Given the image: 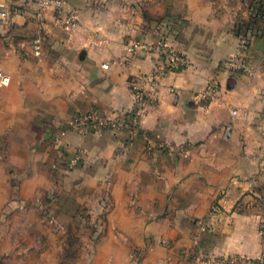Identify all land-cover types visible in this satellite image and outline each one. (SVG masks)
<instances>
[{
  "label": "crops",
  "instance_id": "1",
  "mask_svg": "<svg viewBox=\"0 0 264 264\" xmlns=\"http://www.w3.org/2000/svg\"><path fill=\"white\" fill-rule=\"evenodd\" d=\"M60 1L58 9L42 0H0L15 12L13 24L0 23V70L10 77L0 87V144L30 155L15 173L32 179L34 133L49 143L72 115L91 109L126 118L135 88L147 87L145 77L160 62L146 46L163 42L188 65L154 78L157 101L142 109L137 128L69 131L66 148L78 153L92 181H109L116 210L134 212L119 226L168 235L169 247L148 248L144 263L182 264L183 244L207 257L195 264H214L211 256L256 257L258 210L250 197L264 196V0ZM239 28L253 31L246 52L252 75L221 67L236 52ZM212 80L218 86L210 99ZM8 178L0 155V206ZM194 178L206 183L195 188ZM133 194L169 195L168 204L124 207ZM220 194L231 213L196 236L193 197ZM139 211L168 216L146 223Z\"/></svg>",
  "mask_w": 264,
  "mask_h": 264
},
{
  "label": "rangeland",
  "instance_id": "2",
  "mask_svg": "<svg viewBox=\"0 0 264 264\" xmlns=\"http://www.w3.org/2000/svg\"><path fill=\"white\" fill-rule=\"evenodd\" d=\"M90 111H95L101 119L110 117L95 109ZM80 114L72 115L58 131L52 132L49 143L36 139L34 133V147L31 149L34 173L32 179L26 181L23 179L25 173H15L13 166L19 169L30 155L25 156L24 148H9L4 139L1 140V161L10 178L1 181V188L8 190V196L0 206V264H146L144 257L148 248L169 247L168 235L156 234L160 229L138 230L119 226L121 219L132 220L134 212L116 210V199L109 181H92L81 157L66 148L67 142H64L69 131L94 132L105 128L128 131L127 127L103 122L95 125L81 123L82 126L76 123ZM225 136L228 138L227 133ZM204 183L205 180L196 178L192 182L195 188ZM221 198H224L221 194L193 197L192 220L196 236L214 230L212 219L223 220L227 217L220 216L231 213L220 206ZM237 198L233 201L235 206L242 197ZM254 198L250 197L257 206L258 229L264 219V196ZM168 199L169 195L139 197L133 194L126 197V204L121 202L124 207L138 202L139 207L145 204L158 207L163 203L167 206ZM135 213L146 223L168 216L166 211ZM187 248L184 244L180 246L182 264L207 259ZM225 258L211 256L210 260L216 262Z\"/></svg>",
  "mask_w": 264,
  "mask_h": 264
},
{
  "label": "built area",
  "instance_id": "3",
  "mask_svg": "<svg viewBox=\"0 0 264 264\" xmlns=\"http://www.w3.org/2000/svg\"><path fill=\"white\" fill-rule=\"evenodd\" d=\"M45 4H52L58 9L61 8L60 0H42ZM260 6L258 3L252 8V14H260ZM15 12L11 11L4 2H0V23L13 24ZM253 31L248 28H239L237 30V47L236 52L231 55L224 63H221V67H226L230 72L246 73L248 75L253 74V69L249 66V62L246 58V52L248 50L250 37ZM149 50H156L159 55V63L157 64L152 77H145L147 87L135 88V101L131 111L127 114L126 118L123 117H103L99 118L95 111H89L82 113L76 118L78 124H91L95 125L97 122H103L110 126L123 127L126 126L128 130H134L137 128L138 116L145 106L153 105L157 101L156 83L154 78L163 71L166 70H179L188 65V59L180 51L174 47L167 45L163 42H157L156 44H149L146 46ZM32 49L35 55L41 54V40L39 37L32 39ZM10 77L2 70H0V86L9 84ZM218 83L212 80L206 89V95L213 99L216 97ZM81 124V125H82ZM77 126V124H75ZM83 126V125H82ZM258 236L260 238V252L256 257H227L225 259L214 262V264H264V219L261 220L258 228Z\"/></svg>",
  "mask_w": 264,
  "mask_h": 264
}]
</instances>
